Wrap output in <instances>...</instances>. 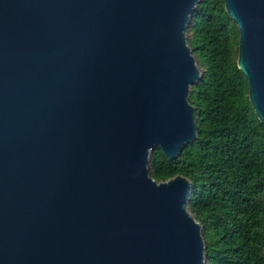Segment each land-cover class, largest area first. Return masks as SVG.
<instances>
[{
	"label": "water",
	"instance_id": "95a60500",
	"mask_svg": "<svg viewBox=\"0 0 264 264\" xmlns=\"http://www.w3.org/2000/svg\"><path fill=\"white\" fill-rule=\"evenodd\" d=\"M201 0H0V264H205L193 185ZM264 125V0H224Z\"/></svg>",
	"mask_w": 264,
	"mask_h": 264
},
{
	"label": "trees",
	"instance_id": "16d2710c",
	"mask_svg": "<svg viewBox=\"0 0 264 264\" xmlns=\"http://www.w3.org/2000/svg\"><path fill=\"white\" fill-rule=\"evenodd\" d=\"M202 73L191 88L197 140L175 160L150 155L153 179L193 185L189 211L202 226L205 264H264V125L238 67L240 31L224 0H201L188 27Z\"/></svg>",
	"mask_w": 264,
	"mask_h": 264
}]
</instances>
